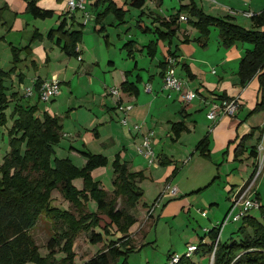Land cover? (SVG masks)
Returning <instances> with one entry per match:
<instances>
[{
  "label": "crops",
  "instance_id": "obj_1",
  "mask_svg": "<svg viewBox=\"0 0 264 264\" xmlns=\"http://www.w3.org/2000/svg\"><path fill=\"white\" fill-rule=\"evenodd\" d=\"M190 1L192 0H144V5L140 9L129 8V11L125 14V22L120 25H115L112 14H107L103 20L105 28L102 32H95L93 31L94 19L103 7H93L84 1L90 18L83 23V12L75 9L69 13L65 0H35L38 7L49 9L53 12L51 17L44 19L34 18L26 11V0H0V70L8 71L11 69L13 66L12 55L14 48L19 49L18 56L20 61L16 65L15 72L10 77V85L13 86V89L17 84L20 87L31 85L37 79L57 80L59 92L47 101V105H41L42 111H47L50 115L59 114L54 109H58L60 104H58V101L64 95V92L60 91L63 88L68 92L64 96H66L69 103L64 104L63 108L66 107L65 105H69L68 110L78 107L79 110L89 112L90 116L92 115L89 122V125L92 124V128H82L78 122L74 128H66L64 120L61 121L64 136L72 138L70 141L72 143L69 145L72 154H81L80 152L85 147L89 149L91 142L97 143V153L103 154L107 158V162L111 161L112 163L115 155H119L120 161L126 162L129 170L142 171L144 179H146V172L152 166L150 168L147 167L146 159L137 151L136 145L141 143L144 135L153 131L150 143L152 146L156 141L161 144L160 153L157 154L155 152V156H158L157 159L160 162L171 161V158L164 152V147L169 142L179 154L184 152L185 149L192 151L194 149L193 153H200L203 156L197 146L205 137L208 138V157H211L213 147L215 145L222 146L223 143L217 141L215 144V142H212L210 132H213V134L216 132L219 134L221 131L225 132L227 135L226 140L229 143L233 141L232 139L241 137V135L249 132L248 121L250 119L248 118L253 117V115L250 116L253 109L246 111L245 109L247 108L245 107L247 105L251 108L259 101L260 83L256 76L243 84L239 75L240 62L246 55L247 50L253 49V45L237 41L231 46H225L220 33L213 30V28L217 29L215 26H210L208 37L203 39L199 30L192 23L194 18L190 17L186 11L181 13V15L186 17V20L178 19V29L170 39L158 38L157 33L153 32L154 27L158 26L155 17L159 16L168 19L176 13L181 5L188 4ZM194 1L206 13L218 17H229L233 22L246 28L254 27L251 24L249 26V22H238L237 15L240 14L232 15L230 10L236 9L253 13H260L264 10V1L261 0ZM240 18L248 19L243 16H240ZM62 20L66 21V28L69 29L81 28L89 24L88 30L91 32L87 35L82 32L81 40L77 44L79 57H76V60L79 63L76 66L74 62L69 76L66 68L67 64L72 63V56H66L53 40H49L46 37L47 31L50 28L57 27ZM136 21H139V26H136L139 30L143 31L140 27L143 28L144 26L149 27L150 30L143 31L147 32L145 35L138 36L135 33L136 35L133 34L132 36L131 31L133 29L131 28H133V22L135 24ZM262 30H264V26ZM35 33L36 36H34ZM90 36H93L96 42L93 46L94 51L91 54L89 52L90 43L86 44V38ZM129 40L132 41V44L125 48L124 44ZM150 42L154 43V46L147 47ZM111 48L118 49V54H115V52L111 53ZM102 49L106 50L107 57H111L107 59L106 63L98 55ZM171 54L175 56L176 75L185 81L187 89L197 92V95L189 102H183L179 92L163 88L162 75L164 67L162 65H165L166 58ZM141 59L146 64L143 65L140 62ZM51 62L56 64V68L52 69L50 67ZM8 63H10V67L5 70L6 66L4 65ZM153 63L156 68H153ZM75 66L76 68H74ZM91 69L94 75L91 73ZM32 71L33 74L30 75ZM96 75L101 83L97 81ZM114 77H116V80H113ZM124 81L127 84L126 89L122 86ZM146 83L150 84L151 90L149 92L145 90ZM100 85L104 87L101 88ZM107 86L117 88V96L109 95L107 89L110 87ZM73 89L75 90L74 92ZM79 90H83V92L87 90L86 96L89 97V94H91L90 99L87 100L83 96H79ZM19 94L17 90V95L19 96ZM223 97L239 98L241 108L235 116H224L219 122L213 124L208 119L207 113L213 100H220ZM23 100L21 98L20 102ZM33 100L37 101L36 96H33L30 102H34ZM40 102L43 101H39L38 106ZM60 102L63 101L60 100ZM118 104L125 108V111H121L117 106ZM72 112H69V117ZM254 115L257 116L258 121L255 125L262 127L264 118L261 116V112ZM123 118L125 119V124L121 122ZM114 121L125 127V138H131L132 142H134L137 156L134 155L135 153H132L131 156L128 147L120 144L119 150L118 147L114 148H117V152L113 154L114 156L111 160L106 155L108 151L103 146H99L109 139L112 140V146H117V138L122 140L123 133L117 130L115 127L117 125H114ZM175 123H181L186 128L181 130L177 137H174L172 131V126ZM207 128H211L210 131H207ZM260 135L261 132L255 139L250 140V144H245L246 148H244V151L238 148L235 152L234 159L236 160H233L234 162L243 160V157H246L247 154L252 161V166L248 167L249 170L247 169L249 171L248 177L241 184L243 186L239 190L247 187L255 178L253 172L255 168L256 170L258 168V160L257 156L251 153V149L254 145L260 143L258 142ZM155 146L157 145L155 144ZM235 168L232 167L229 172ZM261 172L263 173V171ZM262 173L257 176L255 183H257ZM254 189V196L264 202V187L258 185ZM234 193L231 194L232 196L229 195L231 203ZM137 208L138 206L136 205L131 210L136 220L138 218L134 211H137ZM252 212L257 211L253 210ZM225 219L219 229L218 239L221 242H227L232 237L238 238L240 235L237 231H230L226 234V236L231 234L229 239L227 240L226 236L222 239L224 227L228 223L225 222ZM143 226L139 227V233ZM209 230H205V235H207L206 232H209ZM130 232L131 237L136 239V232ZM210 255L203 254L204 257L208 258Z\"/></svg>",
  "mask_w": 264,
  "mask_h": 264
},
{
  "label": "trees",
  "instance_id": "obj_2",
  "mask_svg": "<svg viewBox=\"0 0 264 264\" xmlns=\"http://www.w3.org/2000/svg\"><path fill=\"white\" fill-rule=\"evenodd\" d=\"M87 2L93 7H103L94 19L95 32H102L105 28L103 20L107 14H112L115 25H120L125 22V14L130 7L140 9L144 5V0H87ZM26 11L34 18L41 19L51 17L53 14L49 9L38 7L35 0H26ZM184 11L194 18L192 23L203 39L208 37L210 26H215L219 29L225 46H231L237 41L253 43V49L247 50L240 62L239 75L243 84L258 77L260 99L252 112L264 110V30L260 28L264 25V10L253 14L252 21L255 27L246 28L233 22L229 17L206 13L192 0L188 4L181 5L168 19L155 17L158 26L154 27L153 32L157 33L158 38L170 39L175 34L179 16ZM138 24L139 21H136L135 25L139 26ZM140 28L143 31L150 30L145 26ZM81 35V28H66L65 20L60 21L57 27L50 28L46 33L47 39L53 40L66 56L77 58L79 57L77 44L81 40ZM131 44L132 41L129 40L124 46L127 48ZM152 46L154 43L151 42L147 45V47ZM18 52L19 49L14 48L11 69L0 70V123L3 121L2 109L10 99H16L12 111L14 119L9 130L10 149L3 156L0 165V264H25L27 261H34L36 264H68L72 257L73 241L80 232L87 231L91 242L103 240L102 234L95 230L96 227H100L101 221L107 233H110L108 226L114 224L120 235L111 237L107 235L110 238L105 236L104 246L84 264H109L119 256L126 259L134 248L128 229L136 221L131 210L142 197L143 191L138 183L144 179L143 172L129 170L126 162H121L119 155H115L111 163L113 188L106 190L90 175L93 168L106 164L107 158L103 154L81 151L80 153L85 157V163L81 167L73 164L67 157H55L52 163L53 147L64 137L62 116L50 115L47 111H41L40 114L36 94L33 96H36L37 101L30 102L29 99L33 96L26 98L19 91L18 96L17 90L11 92L9 98L5 93L8 88L3 81L9 79L15 72L16 65L20 61ZM165 65L162 66L165 68ZM40 81L42 80L37 79L36 85ZM122 86L126 89L125 81ZM129 87L130 85L128 89ZM21 98L24 99V103L20 102ZM223 99L229 98L223 97ZM68 112L69 110L65 111L63 116H67ZM185 129L181 123L173 124L174 137ZM260 132L262 134V127ZM253 133L251 132L250 135L252 136ZM21 141L25 143L22 152ZM260 141L261 135L258 142ZM257 145L251 149V153L255 156H257ZM197 148L201 154L209 156L208 138H203ZM255 172L256 168L253 174ZM75 175L83 179L81 190L76 189L71 182ZM52 188L60 190L62 196L69 202L68 208L50 205L49 192ZM88 192L97 203L93 211L86 205ZM42 211L47 214L54 226H58L46 242L47 252L43 257L38 255L37 245L29 232L35 226ZM258 213V211L252 212L243 217L237 230L240 234L238 238L232 237L227 242L218 240L216 249L219 229L211 228L206 232L210 240L208 242L203 240L199 245L195 244L198 246L196 253L212 254L215 250L213 264H264V219L259 218ZM59 249H63L67 254L57 260L54 253ZM170 255L172 254L167 258ZM190 257L181 255L175 264H187L185 262Z\"/></svg>",
  "mask_w": 264,
  "mask_h": 264
},
{
  "label": "rangeland",
  "instance_id": "obj_3",
  "mask_svg": "<svg viewBox=\"0 0 264 264\" xmlns=\"http://www.w3.org/2000/svg\"><path fill=\"white\" fill-rule=\"evenodd\" d=\"M84 1L85 3H87V0ZM136 12H138V10H136ZM240 16L246 17L242 14L237 15L238 22H249V26L251 24L253 25V27H255L254 22L252 24L251 17H247L248 19H242L240 18ZM263 26H260V28L262 29ZM81 28L83 34L87 35L88 33H91L90 30H88L89 24L87 26H82ZM131 29H133V31H131ZM131 29H129V31H131L132 36L135 33L138 36L145 35L147 33L139 30L134 22L133 28ZM213 30H216L217 33H219L218 28H213ZM213 37H215V35H213ZM87 43H90L89 52L91 54V52L94 51L93 46L96 43L94 37L90 36L86 38V44ZM247 43L253 45V43L249 41ZM105 51V49H102L98 53V55L101 56L103 62L106 63L107 59L111 57H107L108 54H106ZM113 52H115V54H118L119 51L118 49L111 48V53ZM71 58L72 63L70 62L69 64H67L66 68L68 76L70 70H72L71 68H73L74 66V62L76 66L79 63L76 60L75 56H72ZM140 62L143 65L146 64V62L142 59L140 60ZM9 64L10 63L4 65L6 66L5 70L10 67ZM76 66L74 68H76ZM50 67L52 69L56 68V64L51 62ZM153 68H156L154 63ZM92 69L90 71L94 75ZM94 70L96 69L94 68ZM31 74H33V71L30 73V75ZM97 74L100 77L98 71ZM99 77H97L96 75L97 81L101 83L98 80ZM113 80H116V77H114ZM3 82L5 83L3 84L8 88L5 90L8 98L13 91L18 90L20 93L23 92V87L18 86V84L15 85L13 89V86L10 85V78L5 79ZM101 85L100 87L103 88L104 86ZM82 88L83 90H85L84 87ZM83 90H79V96H83L84 98L89 100L91 94H89V97H87V90L84 92ZM60 91L64 92V95L68 93L63 88ZM74 91L75 90L73 89V92ZM64 95H62V98L60 99L63 102H60L59 100L58 104H60L58 106V109L54 110H56L57 113L59 112V116H62L61 121L64 120L65 127L74 128L75 124L78 122L79 124H81L82 128H92V124L89 125L92 115L90 116L89 112L79 110L78 107H73L71 110H69V112L73 111L70 117L69 115L63 116L65 111H67L69 108V105H65L66 107L63 108L64 104H69L66 96ZM32 98L33 97H31L29 100H31ZM14 101H16V99H10L9 103H7V105L2 109L3 121L0 123V165L3 162V156L10 149L9 130L11 129L14 119V115L12 114ZM21 102L24 103V100ZM47 103L48 102H40L39 113L43 110L41 105H47ZM253 107L255 108L256 104L251 106V108L246 105L245 108L247 109L245 110L248 111V109H254ZM263 111L264 110H256L252 112L250 116L253 115V117L248 118L250 119L248 121V126H250L249 132L247 134L241 135V137L239 136L235 139H232L233 141H230V143L226 140L227 135L225 134V132L221 131L219 134L218 132H216L215 134H213V132H210L212 142H215V144L217 143V141L223 143L222 146L215 145L216 147H213V150L211 151V157H205L204 155L201 156L200 153H193L194 149L193 151L185 149L184 152L179 154L170 142L167 143L164 147V152L169 158H171V161L160 162L157 159L158 156H156L155 162L147 166L149 168L152 166V168L148 169L146 172L147 178L143 179L139 184L143 193L141 199L136 204L138 206L137 211H134V214L138 219L133 224H131L128 229L130 234V231H132V233L136 232V239L132 238V245L134 246V248L126 256V259L119 256L109 264H167V259L172 258L171 256L167 258V255L169 253L181 256L187 251V245H190L194 242V244L199 245L203 240L204 242H208L210 240V237L208 233L207 235H205V230L211 229L215 226L218 229L221 228L225 217L233 206L229 195L233 194V192H237L239 188L243 186L241 184L248 177V167L252 166V161L250 158H248V154L246 155V157H243V160H237L235 162L233 160H236L234 159V156L238 148L244 151V148H246L245 144H250V140L253 138L255 139L256 136L259 135L260 125H255L258 123V121L257 116L254 114L261 112V116H263L264 118V113H262ZM69 112L68 114H70ZM76 114L77 116H75ZM210 121L215 124L220 120ZM114 125H117L115 126L117 130L123 133L122 140L117 138V146H112V140L110 139L106 140L99 146H103L106 151H108L106 155L110 157L111 160L113 159V154L117 152V148H114L118 147L119 150L120 144L128 147L131 156L132 153H135L134 155H136L134 142H132L131 138H125V127H123V125H120L117 121H114ZM210 129L211 128H207L206 130L210 131ZM252 131L254 133L251 136L250 134ZM71 139L72 138H67L64 136L60 139L59 143L54 145V153L51 156L52 163H54L55 157H67L73 162V164L78 167L84 165L85 157L82 154L71 153V150L69 148V145L72 143L70 142ZM155 144L157 146H155ZM24 145V141H21V152L24 150ZM137 146L139 145L137 144L136 147ZM153 146L155 152L157 154L160 153L161 144H158V141H156ZM85 149H87L89 152L97 153V143L91 142L89 144V149L88 147H85L84 150ZM232 167L236 168L233 171L229 172ZM258 170L259 169L257 168L254 174L255 178L247 186L249 187L251 185V189L247 193V196L253 195V193L255 192L254 188H256L258 185H262V187H264V167L262 169L263 173L260 172L258 174ZM261 173L262 175L258 179L257 183H255L256 176H259ZM90 175L93 180H99L101 186H103L104 189L110 190L112 188L113 174L111 161L106 162L105 165L93 168L90 172ZM71 182L76 189L81 190L83 188V179L79 175H75L74 177H72ZM173 186H176L178 190L176 194L171 195L170 192ZM246 188H244V190ZM49 197L51 206H57L63 209L69 207V202L62 196L58 188H52L49 192ZM86 201V205L89 210L93 211L96 209V200L92 198L89 192L87 193ZM117 204V206L119 207L120 200ZM239 210L240 208L236 207L235 213L239 212ZM202 212H204L205 214L203 215ZM258 214L259 218H261L260 213ZM104 219L107 218L104 217ZM217 219L219 220L218 222ZM227 222V226L224 227V235L221 236L222 239L225 238L228 232L237 231L242 223L241 220L238 222L232 220V217H230L229 221ZM102 225L103 222L101 221V225H99L100 227L95 228V230L97 232H100L103 236V240L101 241H89L87 231H82L77 235V237L73 241V246L71 248L72 257L68 264H84V262L88 260V258L92 257L97 252V250H100L102 246H104L106 238L120 235L119 230L116 229L114 224L113 226H108L110 233H107ZM141 225L144 226L139 233L138 229ZM56 227L58 228V226H54L52 224V221L49 219L47 214L42 211L38 216L35 226L30 229L29 232L37 245L39 256L43 257L46 254V242L48 238L55 232ZM107 235H109L110 237H108ZM230 235L231 234L226 236L227 240L229 239ZM105 236L107 237L105 238ZM66 254L67 253L63 249H59L54 253V257L55 259L60 260ZM187 259V262H185L187 264H211L212 255H210V257L208 258L204 257L201 252H195L193 253L192 258ZM25 264H36V262L27 261Z\"/></svg>",
  "mask_w": 264,
  "mask_h": 264
},
{
  "label": "built area",
  "instance_id": "obj_4",
  "mask_svg": "<svg viewBox=\"0 0 264 264\" xmlns=\"http://www.w3.org/2000/svg\"><path fill=\"white\" fill-rule=\"evenodd\" d=\"M66 6L68 7L69 13L73 12L75 9H79L83 12V23H85L89 18L90 15L86 11V7L83 0H65ZM230 13L232 15L242 14L246 17H252L253 12L250 11H238L236 9L230 10ZM180 20H186V17L184 15L179 16ZM166 65L163 71L162 75V85L163 88L179 92L181 95V99L183 102H189L192 100L196 95L197 92L192 89H187L185 86V81L176 75L175 73V56H168L165 61ZM145 90L150 91L151 87L149 83L145 84ZM59 92V83L57 80H42L37 85L36 82H32L31 85H24L23 86V95L26 98H29L33 96L34 94L37 95L39 101L47 102L50 99H52L55 95H57ZM107 93L111 96H117L118 91L115 87H110L107 89ZM240 99L239 98H229V99H220V100H213L211 103L210 110L207 113L208 119L212 121H218L224 116H235L239 109H240ZM118 108L121 111H125V108H123L120 104L117 105ZM121 122L125 124V119H121ZM153 131L148 132L146 135L143 136V139L139 146H137V151L143 155V157L146 159V162L148 165H151L155 162V151L153 146L151 145L150 137L152 135ZM261 140L260 143L257 145V160H258V174L262 171L264 167V124L262 126V134H261ZM257 178V176H256ZM246 188V187H245ZM251 189V185L247 187L245 190L241 189L234 193L233 195V206L229 213V215L226 217L225 222L229 221L230 217H232V220L238 221L242 220L243 217L251 213L253 210L259 211L260 217L264 219V202L260 201L253 195L247 196V193ZM177 187L173 186L171 189V195H174L177 193ZM236 207H239V212L235 213ZM204 215L205 213L202 212ZM219 238V237H218ZM219 239H217L215 244V249L217 246V242ZM198 249V246L195 244L187 245V251L183 254L184 257H190L193 255V253L196 252ZM214 252L212 255V261L211 264L214 263ZM172 258L168 259L167 264H175L179 261L180 256L179 255H170Z\"/></svg>",
  "mask_w": 264,
  "mask_h": 264
}]
</instances>
